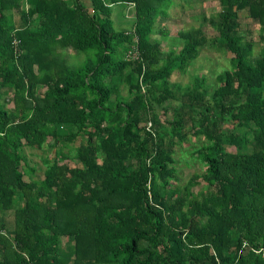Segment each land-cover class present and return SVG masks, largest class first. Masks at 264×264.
Segmentation results:
<instances>
[{
	"label": "trees",
	"instance_id": "16d2710c",
	"mask_svg": "<svg viewBox=\"0 0 264 264\" xmlns=\"http://www.w3.org/2000/svg\"><path fill=\"white\" fill-rule=\"evenodd\" d=\"M174 1L0 0V264H264V0H218L216 35L163 52ZM210 45L231 55L216 86L172 84Z\"/></svg>",
	"mask_w": 264,
	"mask_h": 264
},
{
	"label": "rangeland",
	"instance_id": "374dc122",
	"mask_svg": "<svg viewBox=\"0 0 264 264\" xmlns=\"http://www.w3.org/2000/svg\"><path fill=\"white\" fill-rule=\"evenodd\" d=\"M218 7V0H175L168 8L166 16L156 22V33L153 35V39L160 42V48L163 52H169L170 50L177 52L182 47V42L178 37V32L181 30L202 27L204 33L212 37L216 35V31L207 22H204V18L215 16ZM113 11L112 18L118 22L117 12H121L122 8L114 6ZM239 30L242 34L250 31L251 37L254 40L253 56L257 57L262 48L260 42V27L253 23L247 15L241 13ZM230 57V53L221 51L217 46H207L200 51L198 58L189 65L184 73L175 71L171 76V82L172 84L176 83L184 87L190 85L194 77L202 76L205 79L203 86L211 91L216 86V76L223 70L230 68ZM84 58V54L71 52L70 56H68V62L71 66H77ZM115 95L125 97L127 95V88L121 86ZM11 105L10 103L8 104V106ZM162 111V109L158 110L159 117L161 116L162 119L171 118V110L166 114H163ZM193 142L187 148L177 146V151L174 155L177 159L176 167L180 179L178 184L181 186L185 185L193 174L203 172V166L196 162L194 163L190 156V152L200 144H203V140L197 141L193 139ZM78 144V142L73 143L74 146ZM25 153L27 154L30 165L36 168L37 177L42 178L45 171L42 157L46 153L41 151L32 153L27 147L25 148ZM199 189L200 186L193 188L195 193Z\"/></svg>",
	"mask_w": 264,
	"mask_h": 264
}]
</instances>
